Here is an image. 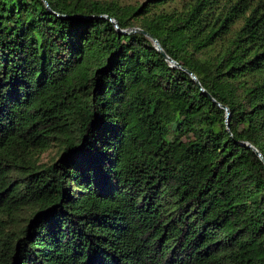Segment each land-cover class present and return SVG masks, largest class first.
<instances>
[{"label": "trees", "instance_id": "1", "mask_svg": "<svg viewBox=\"0 0 264 264\" xmlns=\"http://www.w3.org/2000/svg\"><path fill=\"white\" fill-rule=\"evenodd\" d=\"M246 144L264 0H0V264H264Z\"/></svg>", "mask_w": 264, "mask_h": 264}, {"label": "water", "instance_id": "2", "mask_svg": "<svg viewBox=\"0 0 264 264\" xmlns=\"http://www.w3.org/2000/svg\"><path fill=\"white\" fill-rule=\"evenodd\" d=\"M47 5V4H46ZM104 19L112 22L115 26V28H117V23L116 21L112 20L111 18L107 17V16H103ZM120 34H123V35H129V34H132V33H140L144 36H146L148 39H150L152 41V43L154 44L155 48L157 49V51L164 57V59L170 63L171 66L175 67V68H180L182 69L184 72H186L187 74H189L192 78V80L194 81L195 84L199 85V82L197 81L196 77L190 73L189 71H187L186 69L184 68H181L175 61H173L172 59H170L165 53L164 51L162 50V48L160 47L159 43L153 39L150 35L144 33L143 31L137 29V28H133V29H129V30H125V31H120L118 30ZM224 110L226 111V125H227V128H228V121H229V118H230V113L229 111L227 110V108H224ZM247 145V148L251 149L252 151H254L256 153V155L260 158V160L262 161V163L264 164V159L262 158V156L260 155V153H258V151L253 148L251 145Z\"/></svg>", "mask_w": 264, "mask_h": 264}, {"label": "rangeland", "instance_id": "3", "mask_svg": "<svg viewBox=\"0 0 264 264\" xmlns=\"http://www.w3.org/2000/svg\"><path fill=\"white\" fill-rule=\"evenodd\" d=\"M121 3H138V4H141V3H143L144 2V0H119ZM55 153V150H52L51 151V155L52 154H54ZM48 152L47 153H45L44 155H43V157H42V159L43 160H46L47 159V156H48Z\"/></svg>", "mask_w": 264, "mask_h": 264}]
</instances>
